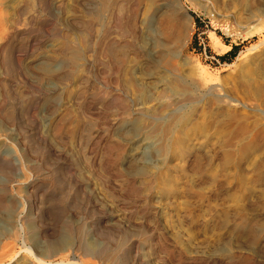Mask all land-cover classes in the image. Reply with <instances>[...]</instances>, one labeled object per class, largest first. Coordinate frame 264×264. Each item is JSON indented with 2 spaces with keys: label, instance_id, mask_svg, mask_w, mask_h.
Segmentation results:
<instances>
[{
  "label": "rangeland",
  "instance_id": "obj_1",
  "mask_svg": "<svg viewBox=\"0 0 264 264\" xmlns=\"http://www.w3.org/2000/svg\"><path fill=\"white\" fill-rule=\"evenodd\" d=\"M67 262L264 264V0H0V264Z\"/></svg>",
  "mask_w": 264,
  "mask_h": 264
},
{
  "label": "bare ground",
  "instance_id": "obj_2",
  "mask_svg": "<svg viewBox=\"0 0 264 264\" xmlns=\"http://www.w3.org/2000/svg\"><path fill=\"white\" fill-rule=\"evenodd\" d=\"M101 2H102V4H104V6H105V5L108 6V5H112V3H114V0H101ZM163 4H164V3H163ZM162 7H163V6H162ZM165 8H166V7H165ZM112 9H113V8H112ZM112 12H113V11H112ZM112 12H111V14H112ZM97 16H98V15H97ZM120 25H121V24H120ZM132 28H133V27H132ZM133 33H134V32H133ZM181 37H182L181 39H183V41L186 39L184 33L181 34ZM108 49H110V48H108ZM120 49H121V48H120ZM120 49H119V50H120ZM105 50H106V49H105ZM111 51H112V50H111ZM111 51H108L109 54H111ZM72 52H73V51H72ZM75 52L77 53V54H76V55H77L76 57H78V56H79V55H78V54H79V51H75ZM104 53H105V52H104ZM73 55H74V54H73ZM118 56H119V58H120L121 60H123V59L126 57L125 51H122V50L119 51V52H118ZM108 57H109V55H108ZM113 57H114V56H113ZM113 57L110 59V61L113 60ZM76 59H77V58H76ZM118 62H119V61H118ZM111 63H112V62H111ZM133 140L135 141V139H133ZM137 140H138V139H137ZM132 142H133V141H132ZM189 157H190V156H189ZM194 158H195V157H194ZM87 249H88V248H87ZM39 260H40V259H39ZM41 260H42V259H41ZM40 262H43V261H40ZM44 262H46V261H44ZM48 262H49V261H48ZM48 262H47V263H48ZM67 263H68V262H67ZM68 264H69V263H68Z\"/></svg>",
  "mask_w": 264,
  "mask_h": 264
},
{
  "label": "trees",
  "instance_id": "obj_3",
  "mask_svg": "<svg viewBox=\"0 0 264 264\" xmlns=\"http://www.w3.org/2000/svg\"><path fill=\"white\" fill-rule=\"evenodd\" d=\"M236 51H237V47L234 46L229 52H227L226 54H223L222 56H220V58L223 59V60H231L232 58L235 57Z\"/></svg>",
  "mask_w": 264,
  "mask_h": 264
},
{
  "label": "built area",
  "instance_id": "obj_4",
  "mask_svg": "<svg viewBox=\"0 0 264 264\" xmlns=\"http://www.w3.org/2000/svg\"><path fill=\"white\" fill-rule=\"evenodd\" d=\"M199 42V41H198Z\"/></svg>",
  "mask_w": 264,
  "mask_h": 264
},
{
  "label": "crops",
  "instance_id": "obj_5",
  "mask_svg": "<svg viewBox=\"0 0 264 264\" xmlns=\"http://www.w3.org/2000/svg\"><path fill=\"white\" fill-rule=\"evenodd\" d=\"M230 50V49H229Z\"/></svg>",
  "mask_w": 264,
  "mask_h": 264
}]
</instances>
